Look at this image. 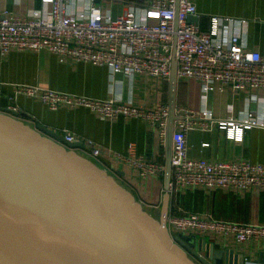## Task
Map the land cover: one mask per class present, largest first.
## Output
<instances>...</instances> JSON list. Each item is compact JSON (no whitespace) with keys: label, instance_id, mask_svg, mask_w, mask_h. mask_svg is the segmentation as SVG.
<instances>
[{"label":"built area","instance_id":"1","mask_svg":"<svg viewBox=\"0 0 264 264\" xmlns=\"http://www.w3.org/2000/svg\"><path fill=\"white\" fill-rule=\"evenodd\" d=\"M40 1L44 9L29 11V17L21 18L6 10L0 13L1 56L12 50H46L59 62L104 66L111 75L121 74L127 79L143 75L167 82L175 35L177 77L198 80L203 96L212 91L215 83L236 91L264 90V54L247 47L245 18L210 15L207 25L201 28L193 0H148L130 4L118 15L112 14L111 0ZM188 16L196 17L197 23L187 22ZM17 95L38 100L50 110L84 108L102 120H141L156 131L160 143L165 140L168 106L163 102L146 109L119 97L98 99L16 84L8 106L14 112L18 111ZM261 102L264 106V98ZM174 114L178 118L173 123L168 194L187 189L264 191V163L193 158L188 155L186 140L188 129L210 131L214 126L224 130L227 139L240 140L245 130L264 129V116L247 110L240 119L216 120L207 107L194 111L184 105H175ZM63 137L67 142L74 140L66 130ZM83 142L91 158L100 156L102 150L93 141ZM114 157L139 179H161L163 175V164L148 161L133 144L128 145L125 154ZM165 225L172 238L181 233L194 234L199 239L210 236L238 244H264V225L221 220L204 212L169 208Z\"/></svg>","mask_w":264,"mask_h":264},{"label":"crops","instance_id":"2","mask_svg":"<svg viewBox=\"0 0 264 264\" xmlns=\"http://www.w3.org/2000/svg\"><path fill=\"white\" fill-rule=\"evenodd\" d=\"M146 1L111 0L109 7L113 15H118L130 4ZM193 1L200 14L201 28L207 25L210 15L245 18L248 21L244 34L247 47L264 54V0ZM38 9H44L40 0H0V13L6 10L21 18L29 17V11ZM16 84L36 85L98 99L119 97L146 109H152L161 102L168 106V81L143 75L127 79L121 74L111 75L104 66L59 62L54 54L46 50H12L4 56L0 55V109L9 108V98L14 96ZM175 96V105H184L194 111L207 107L216 120L230 117L240 119L247 110L264 116L262 89L236 91L215 83L212 91L203 96L198 80L177 77ZM15 98L18 111L11 110L15 113V119L32 128L44 126L63 139L65 130L71 132L74 140L68 143L74 147L68 149L91 160L115 177L140 203L148 204L155 200L159 203L153 202L155 207H161L164 194L161 179H139L135 172L114 157L117 153L125 154L129 144H133L136 152L148 161L156 162L164 157V143H160L156 131L143 121L122 117L113 121L102 120L84 108L59 107L50 110L38 100L23 95ZM85 139L100 147L102 152L98 158H91L86 153ZM186 140L188 155L193 158H204L211 162L245 159L264 163L263 128L253 127L243 131L240 140L227 139L225 131L216 126L210 131L193 128L188 129ZM202 143L208 145L203 146ZM169 208L172 211L204 212L221 220L264 225V191L254 188L247 192L231 189L179 190L169 194ZM204 238L207 243H213L215 248H230L242 254V264L246 261L263 264L259 262V254L264 251V244H238L210 236Z\"/></svg>","mask_w":264,"mask_h":264},{"label":"water","instance_id":"3","mask_svg":"<svg viewBox=\"0 0 264 264\" xmlns=\"http://www.w3.org/2000/svg\"><path fill=\"white\" fill-rule=\"evenodd\" d=\"M176 84L174 35L159 220L74 145L0 109V264H197L185 249L201 264H242L233 249L166 228Z\"/></svg>","mask_w":264,"mask_h":264},{"label":"rangeland","instance_id":"4","mask_svg":"<svg viewBox=\"0 0 264 264\" xmlns=\"http://www.w3.org/2000/svg\"><path fill=\"white\" fill-rule=\"evenodd\" d=\"M117 181H119V180H117ZM119 183L122 185V186H124L120 181H119ZM159 199V198H158ZM155 201V200H154ZM153 201V202H154ZM142 203L141 202V205H142V207H143V209L145 210V211H147L149 214H151L152 216H153V218L155 219V220H159V209H160V207H155V203Z\"/></svg>","mask_w":264,"mask_h":264},{"label":"flooded vegetation","instance_id":"5","mask_svg":"<svg viewBox=\"0 0 264 264\" xmlns=\"http://www.w3.org/2000/svg\"><path fill=\"white\" fill-rule=\"evenodd\" d=\"M185 251L187 252V254L197 263V264H201L199 263V261L196 259V257L192 254L191 251L185 249Z\"/></svg>","mask_w":264,"mask_h":264},{"label":"trees","instance_id":"6","mask_svg":"<svg viewBox=\"0 0 264 264\" xmlns=\"http://www.w3.org/2000/svg\"><path fill=\"white\" fill-rule=\"evenodd\" d=\"M158 163H161V164H164V157L162 156V158L158 161H156ZM161 181H162V177H161ZM154 201V200H153ZM156 204H159L157 201H154ZM174 211V210H173ZM215 218H219V219H222L220 217H215ZM233 221H237V220H233Z\"/></svg>","mask_w":264,"mask_h":264}]
</instances>
